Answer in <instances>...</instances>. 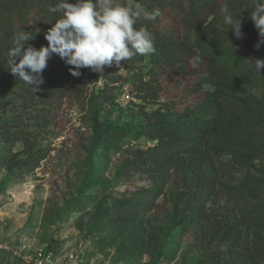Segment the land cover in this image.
<instances>
[{
  "label": "trees",
  "instance_id": "1",
  "mask_svg": "<svg viewBox=\"0 0 264 264\" xmlns=\"http://www.w3.org/2000/svg\"><path fill=\"white\" fill-rule=\"evenodd\" d=\"M230 1L226 5L234 10L232 12L234 19L237 14L243 17L242 13L257 3V0ZM70 2L74 3L75 0ZM120 2L132 4L149 13L155 9L160 11L154 22L141 18L136 25L146 26L154 38V51L147 55L150 61L148 79L139 76L135 78V82L138 83L135 90L143 93L140 99H146L145 95L148 93L154 95L155 89L152 85L157 83L159 72L170 68L178 72L194 62L198 67H202L204 80L212 87V90L206 93L202 104V109L211 112V115L206 118L175 116L173 120H168L164 115L155 116V113H152L151 121L148 120L144 129L133 132L117 128L108 132L99 129L93 146V148L100 146L97 149L99 158L105 156L106 147H117L130 133L133 137L143 136L154 143L152 148L138 152L132 162L121 170L119 176L125 180L134 176H144L150 190L138 194L131 203H119L113 208H105V200L92 195V190L103 189L102 185L87 183L99 173L88 172L84 175L80 190L78 189V198L71 203L73 208L83 210L81 203L86 207L92 206L91 230L137 229L136 235L134 237L132 235L134 241L119 248L132 258L138 257L139 254L145 259L144 264H159L164 261L166 245L169 247L174 244L177 237L183 236L187 230L180 228L177 232L173 231L175 224L172 223L177 218L178 208L184 212L179 217L181 220L178 224H193L192 233L197 238L200 235L201 238L198 239L201 241L205 239L206 247L202 248L204 259L199 264H264V206L258 210L255 208L249 212L242 211L233 223L229 222V213L224 215L227 216L225 219L218 220L213 217L210 222L206 220L207 214L213 212L204 210L214 191L209 184H203L200 189L191 186L193 181H197L196 176L201 178L198 171H193L191 167L195 166L194 163L201 166L212 159L213 149L227 153L240 145L246 150L244 167L247 171L251 169L254 158L264 155V151L246 144L248 138L254 140L250 132H257L256 126L252 124L251 114L248 116L245 112L252 102L246 96V80L234 78L227 59L215 53V51L227 53L226 48L222 49L226 41L225 33L219 28V18L216 17L217 11L223 7L215 6L216 0H120ZM58 3L59 0H0V97L5 99L0 104V110L2 113L11 114L7 120L0 119V142L3 145L0 164L8 177L3 181L6 186L13 181L18 183V179L24 175L32 174L49 156L50 150L41 144L38 137L48 133V123L53 119L52 112L55 113L58 109L57 105L69 96L80 97L90 84H96L98 81L97 73L87 68L80 69L79 77L72 76L69 71L72 66L66 64L56 54L48 60L47 67L42 72L43 83L38 86H31L11 74L8 61L16 33L25 30L33 34L34 39L29 41V44L36 49L47 46L48 41L44 33L54 20L60 18L59 14L49 12L48 8ZM168 9L181 14L180 25L185 30L184 34L165 32L160 27L161 16ZM243 25L246 26L243 32L247 37H251L248 32L251 23L249 20L245 21V17L242 19ZM115 65L113 63L111 67H105L102 73L104 80ZM113 77L112 83L117 84L119 78ZM104 98L110 103L115 100L113 95ZM93 121L96 128L98 124ZM245 124L248 125L243 128ZM212 139L215 141L214 146L208 143ZM17 145L21 146V150L14 151ZM196 159H200L201 162ZM174 169H182V185L179 193L172 196L173 204L169 213L172 214L171 224L162 229L159 225L147 222L145 216L163 196L164 185ZM5 187L0 189V192H4ZM234 190L239 193V200H242L243 196H249L259 201L264 194V180L258 177L240 183L230 189L229 193ZM191 191H194L192 197L200 204L192 211L191 207H185L183 204L186 195ZM78 228L80 229V225ZM243 230L251 234H242ZM221 239L225 242L231 241L226 256H221L216 250L208 248L214 241Z\"/></svg>",
  "mask_w": 264,
  "mask_h": 264
},
{
  "label": "rangeland",
  "instance_id": "2",
  "mask_svg": "<svg viewBox=\"0 0 264 264\" xmlns=\"http://www.w3.org/2000/svg\"><path fill=\"white\" fill-rule=\"evenodd\" d=\"M230 2V0H216L215 6L223 7ZM253 10L254 6L251 9L248 7L247 11L242 13L245 21L249 20L251 23L248 31L251 37L245 35L243 31L246 26L243 25V37L240 39L234 37L229 30L222 11L220 9L217 11L219 28L225 33L226 38L222 49L226 48L227 53L218 51L215 53L227 59L234 78L246 80V96L252 102L245 112L248 116L251 114L252 124L257 129V132H250L254 140L248 138L246 144L264 151V69L261 70V75L257 74L247 60L250 57L264 59V44L258 50L255 48L259 36L250 19ZM229 11L232 14L234 10L229 9ZM180 18L181 14L168 9L161 16L160 27L165 32L173 31L182 35L185 30L180 25ZM149 69L148 56L135 55L132 59L118 66L115 65L105 80L103 74L97 73V83L90 84L80 97L72 95L61 101L55 113L52 112L53 119L48 123V133L38 137L41 144L50 150L49 156L32 174L20 177L18 183L13 181L7 186L3 184L4 179L8 177L0 164V189L6 186L5 191L0 192V240L10 245L20 242L38 248L54 247L55 249L76 241L86 246L89 260L87 264L145 263V259L139 254L138 257L132 258L119 248L134 241L132 235L133 237L136 235L137 229L91 230L92 206L86 207L81 203L83 209L81 210L73 208L71 203L78 198V189L80 190L84 175L88 172L99 173L87 183L102 185L103 189H93L92 195L104 199L105 208H113L119 203H131L138 194L150 190L144 176H134L129 180L121 179L119 176L121 170L132 162L138 152L152 148L154 143L143 136L133 137L130 133L118 143L117 147H106L105 156L99 158L97 149L100 146L93 148L99 129H104L105 132L113 128L128 132L144 129L148 120L151 121L152 113H155V116L164 115L168 120H173L175 116L206 118L211 115V112L202 109L206 93L212 90L211 85L204 80L202 67L191 62L178 72L172 68L159 72L157 83L152 85L155 89L154 95L148 93L145 95L146 99H140L143 93L135 90L138 85L135 78L139 76L147 80ZM113 76L119 78L117 84L112 83ZM112 95L115 98L113 103L104 98ZM2 98L0 97V104L5 100ZM10 116L9 112L2 113L0 110L1 120H7ZM93 120L98 124L96 128ZM246 125L248 124L243 128H246ZM214 142V139L208 141L212 146ZM2 146L0 142V155ZM237 146L227 153L213 149L212 159L201 166L194 163L195 166L191 167L193 171H198L201 177L199 179L196 176L197 181H193L191 186L200 189L203 184H209L214 191L212 199L208 201L204 210L214 213V215L206 213V220L210 222L213 217L218 220L225 219L227 216L224 215L229 213V222L233 223L242 211L249 212L255 208L258 210L264 206V194L258 201L249 196H243L242 200H239V193L236 190L229 193L230 189L240 183L258 177L264 180V155L254 158L251 169L247 171L244 167L246 150L240 145ZM19 150L21 146L17 145L14 151ZM196 161L201 162L200 159ZM181 174L182 169H174L170 172L168 181L164 185L163 196L145 216V220L151 225H159L162 229L170 226L172 214L169 213L173 204L171 200L172 196L179 193L182 185ZM193 194L194 191H191L183 201L185 207H191L190 211L200 206L192 197ZM178 209L177 218L172 223L175 224L173 231L177 232L180 228L187 230L183 236L177 237L174 244L169 247L166 245L164 251L166 259L159 264H199L204 259L202 248L206 247L205 239L201 241L198 239L201 238L200 235L197 238L192 233L193 224H178L181 220L179 217L184 214L183 209ZM79 225L80 229H77ZM241 232L251 234L246 230ZM221 240L214 241L208 248L216 250L221 256H226L231 241Z\"/></svg>",
  "mask_w": 264,
  "mask_h": 264
},
{
  "label": "clouds",
  "instance_id": "3",
  "mask_svg": "<svg viewBox=\"0 0 264 264\" xmlns=\"http://www.w3.org/2000/svg\"><path fill=\"white\" fill-rule=\"evenodd\" d=\"M48 11L59 14L60 18L54 20L44 33L47 46L36 49L29 44L34 35L21 30L16 33L9 53L11 74L31 86L43 83L42 72L53 54L72 66L69 68L72 76L79 77L80 69L102 74L106 66L111 67L113 63L118 66L135 55H148L154 51L152 33L146 26L136 25L141 18L154 22L160 15L159 9L149 13L120 0H75L74 3L59 0L55 6H49ZM221 11L234 37L242 38L243 17L237 14L234 19L228 5ZM250 19L259 36L255 44L258 50L264 44V0H257ZM247 60L261 75L264 59L250 57Z\"/></svg>",
  "mask_w": 264,
  "mask_h": 264
},
{
  "label": "built area",
  "instance_id": "4",
  "mask_svg": "<svg viewBox=\"0 0 264 264\" xmlns=\"http://www.w3.org/2000/svg\"><path fill=\"white\" fill-rule=\"evenodd\" d=\"M0 254H7L9 264H87L89 261L86 246L76 241L56 249L0 241Z\"/></svg>",
  "mask_w": 264,
  "mask_h": 264
},
{
  "label": "crops",
  "instance_id": "5",
  "mask_svg": "<svg viewBox=\"0 0 264 264\" xmlns=\"http://www.w3.org/2000/svg\"><path fill=\"white\" fill-rule=\"evenodd\" d=\"M0 241H2V240H0ZM0 264H9V258L7 256V254H3V255L0 254Z\"/></svg>",
  "mask_w": 264,
  "mask_h": 264
}]
</instances>
